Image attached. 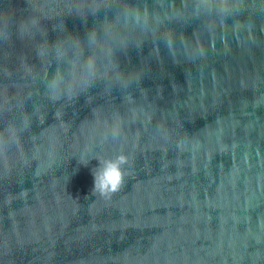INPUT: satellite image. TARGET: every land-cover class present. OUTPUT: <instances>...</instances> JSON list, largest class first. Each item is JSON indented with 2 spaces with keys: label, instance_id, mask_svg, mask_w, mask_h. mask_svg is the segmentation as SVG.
I'll return each instance as SVG.
<instances>
[{
  "label": "water",
  "instance_id": "obj_1",
  "mask_svg": "<svg viewBox=\"0 0 264 264\" xmlns=\"http://www.w3.org/2000/svg\"><path fill=\"white\" fill-rule=\"evenodd\" d=\"M0 264H264V0H0Z\"/></svg>",
  "mask_w": 264,
  "mask_h": 264
},
{
  "label": "clouds",
  "instance_id": "obj_2",
  "mask_svg": "<svg viewBox=\"0 0 264 264\" xmlns=\"http://www.w3.org/2000/svg\"><path fill=\"white\" fill-rule=\"evenodd\" d=\"M118 133L112 132V139H117ZM99 166L94 168V187L92 194L99 193L102 197L109 198L118 192L126 180V168L128 158L124 154H119L114 158L98 159ZM87 165L88 163H83Z\"/></svg>",
  "mask_w": 264,
  "mask_h": 264
}]
</instances>
